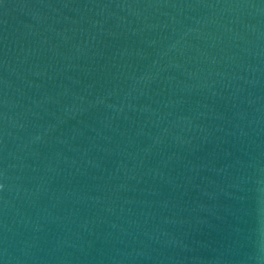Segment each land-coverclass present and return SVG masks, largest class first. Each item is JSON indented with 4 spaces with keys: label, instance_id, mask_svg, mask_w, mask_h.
<instances>
[{
    "label": "water",
    "instance_id": "95a60500",
    "mask_svg": "<svg viewBox=\"0 0 264 264\" xmlns=\"http://www.w3.org/2000/svg\"><path fill=\"white\" fill-rule=\"evenodd\" d=\"M0 264H264V0H0Z\"/></svg>",
    "mask_w": 264,
    "mask_h": 264
}]
</instances>
